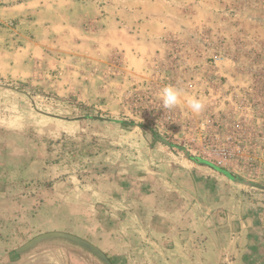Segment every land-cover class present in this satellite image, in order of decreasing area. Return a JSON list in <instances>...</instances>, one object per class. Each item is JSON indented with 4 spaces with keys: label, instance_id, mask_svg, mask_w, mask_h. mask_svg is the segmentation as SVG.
Instances as JSON below:
<instances>
[{
    "label": "rangeland",
    "instance_id": "rangeland-1",
    "mask_svg": "<svg viewBox=\"0 0 264 264\" xmlns=\"http://www.w3.org/2000/svg\"><path fill=\"white\" fill-rule=\"evenodd\" d=\"M171 2L176 29L155 50L140 42L137 23L130 33L117 22L48 23L32 31L21 30L32 18L1 24L14 34L8 46L30 52L33 62L23 81H0L28 104L0 106V155L19 168L81 173L101 166L105 152L113 163L146 156L150 145L162 147L156 133L175 146H163L172 155L264 185V0ZM166 86L181 93L171 109L160 98ZM190 98L203 102L199 114L188 107ZM25 183L22 200L49 186L26 191L35 184Z\"/></svg>",
    "mask_w": 264,
    "mask_h": 264
},
{
    "label": "crops",
    "instance_id": "crops-1",
    "mask_svg": "<svg viewBox=\"0 0 264 264\" xmlns=\"http://www.w3.org/2000/svg\"><path fill=\"white\" fill-rule=\"evenodd\" d=\"M171 3L0 0V25L32 18L29 27L21 26L32 31L46 29L48 23L63 27L117 22L130 33L137 23L140 42L155 50L167 46L163 38L176 29ZM13 35L0 28V81H23L33 62L30 52L8 46ZM22 104L28 106L16 93L0 87V106ZM143 141L148 147L145 136ZM144 150L146 156L140 153L114 163L105 152L98 160L101 166L59 175L34 164L16 167L11 158L0 155V264H83L80 259L85 257L101 264L90 254L59 243L45 244L22 259L9 258L34 237L50 232L90 242L112 264H264L263 195L207 166L172 155L163 145ZM29 178L35 185L26 186V191L40 182L49 186L37 194L33 189L37 196L22 200V184ZM19 241L23 243L7 248Z\"/></svg>",
    "mask_w": 264,
    "mask_h": 264
},
{
    "label": "water",
    "instance_id": "water-1",
    "mask_svg": "<svg viewBox=\"0 0 264 264\" xmlns=\"http://www.w3.org/2000/svg\"><path fill=\"white\" fill-rule=\"evenodd\" d=\"M94 119L105 120L108 122L120 123V124H125V125L132 124L131 122L114 120V119H103V118H94ZM153 136L161 145L165 146L169 150H174L175 146L172 143L168 142L166 139L161 138L156 133H154ZM188 158L192 162H195L202 166H207L208 168L221 174L222 176L226 177L228 180L232 182L238 183L240 185H244L251 189L264 192V185L243 181L242 179L233 176L227 170L220 168L206 160L198 159L192 156H188ZM54 243L67 245L69 247L76 248L87 254H90L95 259H97L101 264H112L109 258L106 256V254L101 249L96 247L95 245L91 244L90 242L80 237H77L75 235L68 234V233H63V232H50V233L40 234L34 237L33 239H31L30 241H28L27 243H25L24 245H22L21 247H19L18 249H16L15 251H13L9 255V258L11 260L22 259L28 256L29 254L33 253L37 249H39L41 246L45 244H54Z\"/></svg>",
    "mask_w": 264,
    "mask_h": 264
},
{
    "label": "clouds",
    "instance_id": "clouds-1",
    "mask_svg": "<svg viewBox=\"0 0 264 264\" xmlns=\"http://www.w3.org/2000/svg\"><path fill=\"white\" fill-rule=\"evenodd\" d=\"M180 91L173 86H166L160 92V98L163 107L171 109L180 103ZM187 105L193 113L199 114L204 109V104L201 100L190 98L187 100Z\"/></svg>",
    "mask_w": 264,
    "mask_h": 264
}]
</instances>
